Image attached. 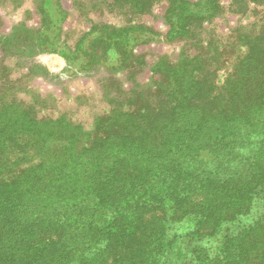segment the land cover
Masks as SVG:
<instances>
[{"label": "trees", "instance_id": "16d2710c", "mask_svg": "<svg viewBox=\"0 0 264 264\" xmlns=\"http://www.w3.org/2000/svg\"><path fill=\"white\" fill-rule=\"evenodd\" d=\"M155 2L130 3L141 14ZM167 2L165 34L102 21L70 45L63 0H40L38 29L0 31V78L26 51L60 54L68 74L140 71L139 45L199 40L225 10L222 0ZM242 39L224 97L211 35L199 53L160 56L147 87L114 97L92 129L40 115L1 83L0 264H264V21Z\"/></svg>", "mask_w": 264, "mask_h": 264}, {"label": "rangeland", "instance_id": "374dc122", "mask_svg": "<svg viewBox=\"0 0 264 264\" xmlns=\"http://www.w3.org/2000/svg\"><path fill=\"white\" fill-rule=\"evenodd\" d=\"M155 1L151 10L140 14L130 3L131 0H63L68 12L63 38L74 45L92 25L102 21L117 25L141 21L165 34L169 29L166 16L168 2ZM222 1L224 13L206 25L201 39L191 38L196 36L191 34L184 41L139 45L136 52L143 54L147 63L140 71L134 72V68H129L112 72L99 66L90 72L68 74L66 71L70 66L60 54L26 51L3 62L12 68V72L6 78H0L1 87L5 88L4 93H10L12 97L31 102L42 116L63 117L92 129L97 118L114 106V97L119 96L121 102H129L133 92L126 94L124 90L135 91L147 87L145 83L151 75L150 67L160 56L167 54L177 58L183 46L188 52L199 53L204 50L202 47H206V43L201 45L204 43L201 40L209 39L212 35L214 40L206 50L215 62L216 93L224 97L226 80L236 55L246 51L240 46L243 33L256 32L264 21V2L252 3L249 9H244V5H234L232 0ZM42 22L40 0H0L1 32L12 33L15 30L13 27L23 25L38 29ZM222 44L228 46L224 51H220ZM0 56H3L1 50ZM116 78L120 83H117V88L112 83H116ZM261 208L260 204L255 211H262Z\"/></svg>", "mask_w": 264, "mask_h": 264}]
</instances>
